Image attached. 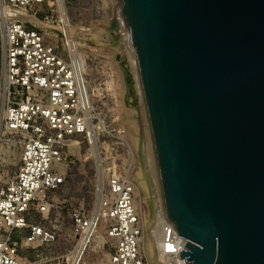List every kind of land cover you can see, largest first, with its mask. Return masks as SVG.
I'll return each mask as SVG.
<instances>
[{"label":"water","instance_id":"obj_1","mask_svg":"<svg viewBox=\"0 0 264 264\" xmlns=\"http://www.w3.org/2000/svg\"><path fill=\"white\" fill-rule=\"evenodd\" d=\"M135 54L167 220L186 264H264V0H117ZM81 35L131 65L112 0ZM91 52V51H90ZM139 155H142L140 107Z\"/></svg>","mask_w":264,"mask_h":264},{"label":"built area","instance_id":"obj_2","mask_svg":"<svg viewBox=\"0 0 264 264\" xmlns=\"http://www.w3.org/2000/svg\"><path fill=\"white\" fill-rule=\"evenodd\" d=\"M1 0L14 15L5 25V88L0 127V264H24L28 252L58 240L57 231L47 227L56 209L57 192L66 183L67 159L71 149L83 144L97 151L100 138L110 133L96 101L117 100L125 88L117 76L104 77L98 87H89L83 64L69 56L65 33L40 20L39 12H54L56 0ZM65 6V5H64ZM20 14L29 18L22 19ZM68 16V15H67ZM41 22V24L35 21ZM68 24L71 20L68 17ZM60 33L69 56L50 42L49 33ZM112 102V101H111ZM129 107V106H128ZM120 121V119H118ZM127 122L115 145L126 143L129 158L121 166L109 163L96 184V205L91 213L74 209L69 213L75 245L65 264H81L103 225L106 264H146L141 252L143 225L136 205L134 184L126 175L132 167V148L125 138ZM93 142V143H92ZM19 150L15 173L9 171L8 153ZM99 155L101 152H99ZM131 161V163L129 162ZM101 167L104 166L100 162ZM115 166V167H113ZM40 216V218H39ZM159 252L163 264H186L179 253L187 240L168 220L162 224ZM6 230L5 233L2 231ZM15 234V237H14Z\"/></svg>","mask_w":264,"mask_h":264},{"label":"rangeland","instance_id":"obj_3","mask_svg":"<svg viewBox=\"0 0 264 264\" xmlns=\"http://www.w3.org/2000/svg\"><path fill=\"white\" fill-rule=\"evenodd\" d=\"M50 1L52 2L53 0ZM103 1L104 0H63V4L65 5V10L69 19L71 20L72 26L79 29L80 32L92 34L96 33L98 30H105L104 28L109 25V16L106 10L105 3ZM52 8L55 9V11L52 13L50 12V9H47V12H39L40 20H45L48 22V24L51 25H57V20H59L60 18V8H57L56 5H53ZM4 13H6L5 5L3 6L0 1V111L1 107L3 106L2 100H4L3 96L5 82L3 32L5 29V25L8 22V18H5ZM88 29L91 31H86ZM49 34L50 39L48 40L54 44H58V50L63 55L69 58L63 42V38L60 33L54 32ZM79 45L83 54L82 63L85 70L84 75L86 80L88 81L89 86L96 88L99 86L100 81L104 77L112 75L117 76L122 83L121 89L124 90L125 88V97L123 96L125 101L126 84L130 85V96L128 99V103L135 104L140 107L142 121V100L137 92V83L134 74V68L128 53L126 52L131 67L126 70L125 76L124 70L120 65L110 59H106L96 55H116L118 54V52L115 48L113 50H108L105 46H97L85 38H82V40H80ZM100 47H104V49L98 50ZM123 101L124 100H122V96H120V98H118L117 100L118 107H116V105L114 104L115 102L113 99H101L99 101H96L99 107L98 111L101 112L105 124L109 125L110 133H107L100 138L99 146L101 148H99L98 151L101 153L100 155L98 153V156L97 153H95L96 150H93L92 146L90 148L85 144H83L80 148L74 147L73 149H71V155L66 161V163L68 164L66 167V183L57 192L56 209L48 219L43 221V223H45L47 227L53 228L57 231L58 240L54 244L37 248L38 251L32 249L28 252H21L24 264L66 263V259L70 255V252L73 250V247L75 245V238L72 233V223L69 217V213L74 209H82L87 213H91L96 205V184L99 180L98 177L103 172L102 170H107L104 169V167H107L112 161H115L117 165L121 166L124 159L129 158V155L127 156V154L129 153L126 143L118 147L117 145H115L117 142L121 141L118 137L120 133L119 131L122 130V126L125 122H127L129 126L128 128L126 125V128L128 130L125 138L128 140L129 146L130 148H132V152H135V156H132L131 158L132 167L126 168V175L129 177V179H132V182L134 184V195L136 202L141 204V202L143 201L142 204L144 207V211L147 214V219L153 218L151 217V207L149 199L150 190L148 184L147 188H142L141 184H139V179L142 180L143 178V180H146L142 170L139 155L140 121L137 123V120H140V112L133 107H125ZM122 104L123 107L121 106ZM118 119H120V121ZM0 120V124H2L1 112ZM141 147L142 155H145L147 163L149 158L146 156L144 144H142ZM18 158V149L13 148L11 151H9V171L12 174L15 173L17 169ZM100 162L103 163L104 166L101 167ZM129 162L131 163V161ZM146 163L144 168L149 174V177H151L150 180L152 186L154 187L153 182L155 178L150 175V172L146 168ZM130 171L131 173H129ZM153 201L154 208L156 209L154 198ZM140 211H142V213L140 212L142 215V208L140 209ZM142 220L143 219H141V221ZM2 232L5 233L6 230H3ZM97 234L102 235L105 239V228L103 225L98 228ZM153 248V256L150 255L149 252H145L144 249V251L142 250V253L146 259V264H150L151 262V264H163V262H161L159 258V251L155 244ZM150 256H152L154 260ZM107 260V252L101 246L96 252L89 249L81 264H106Z\"/></svg>","mask_w":264,"mask_h":264},{"label":"bare ground","instance_id":"obj_4","mask_svg":"<svg viewBox=\"0 0 264 264\" xmlns=\"http://www.w3.org/2000/svg\"><path fill=\"white\" fill-rule=\"evenodd\" d=\"M1 1V0H0ZM50 4L53 2H51L50 0L48 1ZM56 2L59 5L60 11H61V21H63V25H59V29H61L66 37H67V41L69 44V56H71L70 58L72 60H79V64H83V54L82 51L80 49V40H82L83 37H81V35H87L88 33L86 32H80L79 29H77L76 27L72 26V24H68V16L65 10V6L63 4V0H56ZM104 2V1H103ZM112 2L115 5V11L117 14V21H118V28L119 31L121 32L120 36L122 38V41L125 45L126 52L128 53V55L130 56V60L132 62L133 68H134V74H135V78H136V88H137V92L141 97V104H142V111H143V117H142V122H143V140L141 143L144 144L145 150H146V156L149 158V160L147 161V166L146 168L148 169V171L150 172V175L153 176V178H155L153 184V191H154V196L153 198L155 199V203H156V209L154 208V215L155 217L153 218H149L147 219V214L144 211V207L143 204L141 202V204L136 202L140 217L142 220V225H143V235L141 237V252L144 249L145 252H149L150 255L153 256V251H154V244L157 247L158 251H159V244H160V240H161V233H162V224L164 223L165 220H167L166 215H165V211H164V206H163V198H162V192H161V186H160V182H159V176H158V172H157V166H156V161H155V157H154V150H153V146H152V142H151V135H150V129H149V123H148V117H147V111H146V106H145V102H144V96H143V90H142V86H141V81H140V77H139V72H138V67H137V62L135 59V54L129 39V35L128 32L126 30L120 9H119V5L117 0H112ZM1 4L4 6V4L1 2ZM106 6V4H105ZM5 10L6 13H4L5 18L8 20L12 18V16L14 15L13 11L9 10L6 6H5ZM20 18L22 19H28L29 17L25 14H20L19 15ZM32 21H35L32 19ZM39 24L42 25L41 22L35 21ZM50 25L51 24H47ZM86 31H91V30H86ZM4 35V32H3ZM108 50H113V47H109V46H105ZM104 47H100L98 50H103ZM79 57V58H78ZM81 59V60H80ZM5 62V61H4ZM81 71H83L85 73L84 68H81ZM90 87V86H89ZM4 88H5V82H4ZM3 101V100H2ZM123 107V104L121 105ZM1 116H2V107H1ZM1 121V120H0ZM140 120H137V123ZM136 123V124H137ZM1 127V124H0ZM139 131V130H138ZM93 143V142H92ZM93 150H96L95 153H97L98 156V152H97V148L95 143L92 145ZM134 162V160H133ZM130 170V168H129ZM103 174H106L107 170H102ZM101 173V174H102ZM131 173V171L129 172ZM130 176V175H129ZM129 178V177H128ZM151 178V177H150ZM132 182V179H129ZM138 181V180H137ZM139 184H141L142 188H147V182L146 180H140L139 179ZM133 183V182H132ZM135 191V190H134ZM141 205V206H140ZM142 208L143 210V214L141 215L142 211H140V209ZM141 212V213H140ZM98 231V230H97ZM96 231L95 237L93 239L92 244L90 245V249L91 251H98V248H100L103 245L102 243L104 242V237L102 235H98ZM143 250V251H144ZM159 253V258L161 260V262H164V257L161 255L160 252ZM147 255V254H146ZM150 256V257H152ZM153 258V257H152ZM151 259V258H149ZM154 260V258H153ZM152 263V262H151ZM150 263V264H151Z\"/></svg>","mask_w":264,"mask_h":264}]
</instances>
